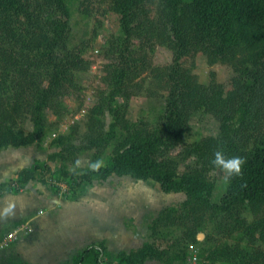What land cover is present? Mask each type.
I'll return each mask as SVG.
<instances>
[{
    "label": "rangeland",
    "instance_id": "374dc122",
    "mask_svg": "<svg viewBox=\"0 0 264 264\" xmlns=\"http://www.w3.org/2000/svg\"><path fill=\"white\" fill-rule=\"evenodd\" d=\"M129 1L64 0L65 6L57 2L47 6L54 18L67 20V46L78 53L79 62L70 69L68 83L44 112V134L26 147L2 148L0 170L17 175L23 169L40 167L33 185L43 184L51 189L54 206L39 209L38 215L50 213L54 217L50 225L40 226L38 235L42 239L43 235L48 237L52 251L64 254L54 264H72L73 257L98 244L105 249L106 263H115L121 253L146 248L161 257L144 264H244L247 258L254 264H264L259 255L264 252V238L260 236L264 203H240L239 220L244 225L229 229L222 221L212 220L208 207L185 206L187 197L183 192L165 193L152 181L113 174L74 190L71 180L62 176V169L71 173L106 165L119 147L139 141L164 122L172 88L165 69L173 60V49L165 42L173 36L174 28L185 25L186 20L178 15L176 24H171L164 16L162 0H143L139 18L131 24L138 25V34L130 35L125 56L146 64L131 73L122 93L111 99V64L119 58L115 51ZM34 3L41 6L44 1ZM245 60V55L235 54L232 61L226 62L222 56L207 54L201 46L190 48L189 56L181 60L188 99H194L200 87L216 85L225 94L231 91L242 76ZM115 105L119 114L113 126L110 109ZM241 116L240 112H224L216 119L205 112L204 106L190 110L187 125L180 130V143L159 154L158 159L165 161L166 168L176 177H182L199 167L192 148L205 137L225 132L241 147H258L264 140V116L259 114L257 126L245 124V128ZM30 119V114L18 117L15 129L30 133ZM110 132L111 136L106 137ZM64 145L80 150L70 154L69 149L63 157L50 160ZM211 171L206 177L214 185L209 201L215 204L230 177L226 178L220 168L210 176ZM3 190L6 189L0 191ZM21 227L18 231L24 230L25 234L34 231L29 224Z\"/></svg>",
    "mask_w": 264,
    "mask_h": 264
},
{
    "label": "trees",
    "instance_id": "16d2710c",
    "mask_svg": "<svg viewBox=\"0 0 264 264\" xmlns=\"http://www.w3.org/2000/svg\"><path fill=\"white\" fill-rule=\"evenodd\" d=\"M43 1L40 6L35 5L34 0H0V150L26 147L44 134V112L57 92L68 83L70 69L79 62L78 53L67 46V20L54 18L46 10L48 5L56 2L65 6L64 0ZM162 2L167 22L176 24L178 15L186 20L185 25L174 28L173 36L165 42L173 49V60L165 69L172 88L163 124L139 141L119 147L106 165L71 173L62 169V176L71 180L74 190L95 181H104L113 174L152 181L165 193L183 192L187 197L185 206L208 207L212 220L222 221L226 228L240 227L244 225V221L239 220L240 203H264V140L258 147L247 149L225 136V132L205 137L192 148L199 167L192 168L182 177H176L167 169V163L158 159V155L180 143L178 138L181 127L187 125L186 117L190 110L201 106L216 119H220L224 112H240V118L246 122L244 128L246 125H258L259 114L264 116V0ZM142 4L143 0H130L126 5L128 15L124 14L122 19V35L115 51L119 58L111 64L114 73L111 99L122 93L131 73L146 64L141 59L125 56L130 35L138 34V25L131 24L139 18ZM193 46H201L207 54L222 56L226 62L232 61L235 54L245 55L242 76L231 91L225 94L223 88L216 85L200 87L194 99H188L186 92L189 89L184 86L181 60L189 56ZM26 114H30L33 124L30 133L15 129L16 119ZM118 114L119 107L115 105L110 109L113 126ZM105 135L110 137L111 132ZM69 149L70 154L80 150L64 145L60 153L51 156L50 160L63 157ZM217 150L223 151L226 158L242 157L244 163L241 173L229 178L220 201L212 204L209 199L214 185L206 173L214 168L212 161ZM39 169V166L23 169L16 178L0 184V190L6 189L0 191V196L20 191L24 184L34 181ZM261 222L263 233L260 236L264 238V218ZM259 255L264 258L263 251ZM104 256L102 244L91 245L74 257L72 264H144L147 260L161 257L146 248L121 253L115 263H106ZM244 264L254 263L247 258Z\"/></svg>",
    "mask_w": 264,
    "mask_h": 264
},
{
    "label": "crops",
    "instance_id": "0c3cea01",
    "mask_svg": "<svg viewBox=\"0 0 264 264\" xmlns=\"http://www.w3.org/2000/svg\"><path fill=\"white\" fill-rule=\"evenodd\" d=\"M17 175H8V171L1 169L0 184L16 178ZM33 184L34 181H29L20 191L0 196V264H54L63 259V253L61 255L52 251L47 236L43 235L42 239L38 235L41 225L46 226L53 222L54 216L49 215L50 213L38 215L39 209L49 210L54 206L53 192L46 185ZM27 224L34 227V231L30 234H25L24 230L18 231L22 228L21 225ZM12 230L18 235L7 240L6 235Z\"/></svg>",
    "mask_w": 264,
    "mask_h": 264
},
{
    "label": "clouds",
    "instance_id": "9594fccd",
    "mask_svg": "<svg viewBox=\"0 0 264 264\" xmlns=\"http://www.w3.org/2000/svg\"><path fill=\"white\" fill-rule=\"evenodd\" d=\"M243 163L244 160L242 157L234 156L231 158H226L223 151L217 150L214 153V159L212 161L214 168L213 171L209 173V175H214L216 168L222 169L226 173V178L233 175H239L241 173V167Z\"/></svg>",
    "mask_w": 264,
    "mask_h": 264
},
{
    "label": "built area",
    "instance_id": "2783aa9c",
    "mask_svg": "<svg viewBox=\"0 0 264 264\" xmlns=\"http://www.w3.org/2000/svg\"><path fill=\"white\" fill-rule=\"evenodd\" d=\"M14 236H15V234H14V233H9V234H7V235H6V237H5V238H6L7 240H11V239H13V238H14ZM4 242H5V241H4Z\"/></svg>",
    "mask_w": 264,
    "mask_h": 264
}]
</instances>
